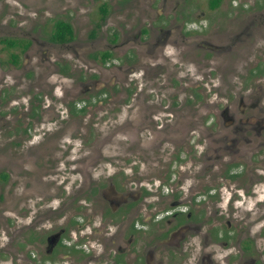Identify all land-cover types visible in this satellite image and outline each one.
<instances>
[{"label": "flooded vegetation", "instance_id": "flooded-vegetation-1", "mask_svg": "<svg viewBox=\"0 0 264 264\" xmlns=\"http://www.w3.org/2000/svg\"><path fill=\"white\" fill-rule=\"evenodd\" d=\"M161 1V10L171 7L165 5L167 0ZM181 1V6L172 7L174 14L169 27L163 30V23L151 27L152 39L147 40L142 51H137L146 56L147 63L127 68L139 70L151 79L165 75L167 72L162 68L168 55L164 47L173 46L180 56L196 62L201 58L209 66L202 86L207 87L206 93L212 94L211 99L204 94L201 105L193 104L196 109L192 118L181 116L187 125L179 128L184 125L179 123V106L169 118L167 110L172 109L169 105L147 102L140 91L131 92L124 124L107 126L109 136L129 132V165L113 166L115 171L103 175L99 147L108 139L99 135L93 140V144L96 141L93 148L81 144L76 149L77 159L67 158L70 148L62 150L67 169H56V159L46 169L56 172L54 180L66 174L58 182L59 190L46 199L28 200L32 202V214L22 209L14 224L9 225L3 217L6 229L0 233V264H264V48L257 46L258 41L264 42V34L259 30L264 25V21L259 22L263 12L257 10L250 22L239 23L238 32L231 34L229 28L225 29L226 37L222 39L224 33L220 28H209L217 13L212 11L222 0L212 8L206 4V11L201 10L195 22L191 20L193 6H184L188 0ZM230 8L237 15L236 8L241 7L230 6L228 11L224 8L227 12L219 14L218 21L231 15ZM209 12L214 17L202 16ZM154 14L158 19V13ZM154 29L156 32L152 33ZM5 33L9 36L0 39L15 41L11 47L0 42L1 48L13 51L6 61L8 71L18 68L24 77H33L31 88L26 89L30 96L19 105L23 110L20 116L25 120L12 136L22 159L21 169L24 157L33 153V149L36 154L37 145L32 138L61 141L73 119L82 124L83 119L94 113L99 118L105 114L104 123H108L119 116L124 103L117 100L118 92H110L108 84H102L101 77L91 79L94 75L90 74L78 91L72 85L64 86L62 78L70 79L71 75L67 63L59 62L63 54H56L53 67L47 66L40 72L39 66L31 61L35 49L19 62V56L37 42L36 38L31 34H12L7 29ZM71 40L44 41L43 60L48 59L47 47L66 49ZM128 42L141 48L137 38H128L125 44ZM243 45L247 52L258 51L261 61L252 69H228L225 75L223 72L213 75L215 59L236 62L233 50ZM105 51L92 53L90 59L85 57L86 62L89 59L92 66L102 71L103 64L112 56L107 50L109 54L102 57ZM246 55H240L241 66ZM53 71L58 79L49 81L47 86L40 85ZM5 75L0 61V83H4ZM12 85L16 86L17 81ZM72 94L75 97L69 98ZM7 101V97L0 98V106L7 105ZM5 113L0 111L2 125L9 123ZM48 120L54 129L44 127ZM141 149L148 155V168L153 166L157 174L149 175L137 165L139 160L136 163L134 153ZM186 157L193 160L182 165ZM72 173L77 175L78 183L66 189L65 183ZM5 177L1 172L0 179Z\"/></svg>", "mask_w": 264, "mask_h": 264}, {"label": "rangeland", "instance_id": "rangeland-1", "mask_svg": "<svg viewBox=\"0 0 264 264\" xmlns=\"http://www.w3.org/2000/svg\"><path fill=\"white\" fill-rule=\"evenodd\" d=\"M102 3L106 4L107 11L105 16H103L104 18L101 19L98 7ZM206 4H208V0L185 1L184 6H193L192 22L200 18L198 13L201 10L206 11ZM161 5V0H0V37L9 36L5 33L7 29L8 32H13L12 34L17 32L18 34L22 33L21 35L31 34L37 40L36 43H31V46L24 54L19 56L20 64L23 61V55H26V53L30 54L35 49L31 61L39 66L40 72H43V69L47 66H52L56 54L61 53L64 56L59 62L67 63L68 72L71 75L70 79L69 77L62 78L61 81L64 86L72 85L75 87V91H78L83 88L85 80L92 74L94 77L91 79H99L101 77L103 79L102 84H108L110 92H118L117 100L121 104L124 103L119 116L115 120L114 117L109 119L108 123H104V121H107L105 114L104 117L99 118L100 116L94 113L83 119L82 124L78 120L73 119L67 124V129L64 132L65 138L61 141H56L53 138H32V143L37 145V148H35L36 154L33 149V153L25 156L24 168L21 169L19 160L21 161L22 159L19 158L18 149H15V137L12 136L16 134L17 128L25 120L23 116H20V112L23 110H21L19 105L26 101L25 98L29 95L26 94V89L31 88L33 77L32 75L24 77V73L18 68L8 71L6 61L9 59V53L13 51L1 48L2 44L0 43V61L3 63L6 72L4 83H0V98L7 97L8 100L7 105L0 106V111L6 112L5 118L9 122L7 125H2L0 121V174L3 172L6 175L4 180L0 179V233L6 229L2 221L3 217L8 219L7 223L9 225L14 224L13 220L19 218L22 209H27L28 213H30L29 215L32 214V202H28V200L46 199L50 197L49 194L56 193L59 190L58 182L63 180L66 174H61L54 180L53 177L57 175L56 172L53 174V169L49 172L46 169L47 165H50L55 159L57 162L56 169H67L69 165L67 162L64 163L66 157L62 156V150L70 148V155L67 158L77 159L79 157H77L78 154L75 152L76 149L81 144H84L88 149L93 148L96 144V141L93 144V140L96 135H99V138L106 137L108 139L107 141H102L99 147L103 158L101 165L104 167V172L102 174L106 175L115 171L113 166L129 165L128 143L131 139V137L129 138V132H126L125 135L121 132V135L109 136L111 133H109L107 126L110 123L124 124L123 122L127 118L126 106L132 101L130 99V96H133V94L130 95L131 92L140 91L147 102L161 101L163 102L162 105H169L172 108L167 110L169 113L167 117L169 118H172L173 113L176 114V108L179 106V123H183L181 116H191V118L194 116L193 112L196 107L193 104L201 105L205 101L204 94L208 99H211L212 94L206 93L207 87L204 88L202 86V82L207 80L204 75L207 74L205 71L209 69V66L204 64L205 62L201 58L196 62L190 57L180 56L173 46L166 45L164 47L165 55L168 56L166 61H164L166 63H164L162 70H165L167 74L157 75L155 79H151V76L146 77L139 70L135 72L128 70L127 65L140 62L143 64L147 63V58L141 51L145 48L144 44L147 40L150 42L152 39L149 30L151 27L154 28L162 23L163 30L169 27L168 22L174 14L172 7L173 5L181 6L182 1L167 0L165 5L171 6L169 9L161 10ZM234 5L241 7L236 8L238 9L237 15L234 13L233 8L235 7H233L229 9L232 10L229 17H220L218 21L216 17L219 14L222 15V13L225 15L228 8ZM240 9H244V11H239ZM257 10L263 12L259 16V22H263L264 0H222L219 7L212 11L214 13L217 12L215 17L211 12L202 16H213L214 20H211L213 24L209 28H220V31L224 33L221 38L225 39V29L229 28L231 34L238 32L239 23L242 21L250 22V17H254L252 13ZM155 12L158 13V19L154 14ZM175 12L177 14V10ZM56 19L70 23L73 38L66 44V49L63 46L56 48L47 47L49 49L48 59L45 61L43 60V55L46 46L43 43L49 40L52 23ZM179 30L181 32V29ZM259 30L260 33L264 34V25ZM154 32H156V29L152 33ZM91 33H93L92 36L90 35ZM171 37L174 36L172 35ZM128 38H137V40L141 41V48L132 42L125 44V40ZM263 44L264 42H257L258 47L264 48ZM139 49L141 51L138 53ZM98 50H108L112 54L111 58L107 60V64H103L102 71L96 66H92L89 61L91 54ZM233 52L235 53L234 56H236V62H228L226 59H215L213 75L218 74V72H223L225 75L228 69L242 70L245 67L252 69L256 62L261 61V54L258 51L250 50L247 52L244 50V45L235 47ZM246 53L247 55L241 60L245 64L241 66L238 62L241 58L240 55L243 54L244 56ZM85 57L89 58L87 62ZM193 61L196 63L194 64ZM86 67L91 69L87 70ZM53 73L55 72H52L50 77L47 78L48 80L46 78L44 81L42 80L40 85L47 86L51 81H56L58 78ZM202 77L204 78L203 81H201ZM15 81H17L16 86L12 85ZM8 87H11L10 91H7L9 90ZM73 97H75V94L69 96V98ZM8 108H10V111L7 110ZM92 111L88 110V113H92ZM198 112H202V109L200 108ZM186 125L179 126V128H185ZM44 127L54 129L55 126L48 120L45 122ZM58 132L59 130H56L55 134ZM86 138L85 142H81L82 139ZM3 140H6V142L4 143ZM190 154L193 157L191 152ZM134 156L136 163L139 160L137 165L141 167V171H148L149 175L157 174L153 166L149 165L150 168H148V155L142 152V149L135 152ZM189 160L193 159L190 158ZM189 160L187 157L183 159L182 165H189L191 162ZM94 175L98 174L95 172ZM69 177L65 183L66 189L78 183L77 175L72 173ZM71 181H74V183ZM26 205H29V208H26Z\"/></svg>", "mask_w": 264, "mask_h": 264}, {"label": "trees", "instance_id": "trees-1", "mask_svg": "<svg viewBox=\"0 0 264 264\" xmlns=\"http://www.w3.org/2000/svg\"><path fill=\"white\" fill-rule=\"evenodd\" d=\"M220 0H208V6L209 7H215L218 5ZM101 18L105 15L107 8L106 4L102 3L98 7ZM91 36L93 33L90 34ZM73 38V31L71 28V25L68 21L56 19L52 23V28L49 34V40L54 42H65L69 41ZM0 42L3 43L6 47H11L15 44V41H13L10 38H2L0 39ZM26 42L23 43V48L26 46ZM109 53L108 52H102V57H106ZM4 177V175H3Z\"/></svg>", "mask_w": 264, "mask_h": 264}]
</instances>
